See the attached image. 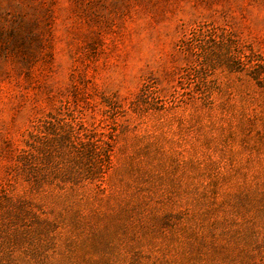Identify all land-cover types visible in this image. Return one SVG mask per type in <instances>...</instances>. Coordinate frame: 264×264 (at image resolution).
I'll return each mask as SVG.
<instances>
[{"label": "rangeland", "instance_id": "obj_1", "mask_svg": "<svg viewBox=\"0 0 264 264\" xmlns=\"http://www.w3.org/2000/svg\"><path fill=\"white\" fill-rule=\"evenodd\" d=\"M0 264H264V0H0Z\"/></svg>", "mask_w": 264, "mask_h": 264}, {"label": "trees", "instance_id": "obj_2", "mask_svg": "<svg viewBox=\"0 0 264 264\" xmlns=\"http://www.w3.org/2000/svg\"><path fill=\"white\" fill-rule=\"evenodd\" d=\"M45 123L44 128L47 129V124L51 125L52 120ZM104 135L105 134L103 133L102 138L100 135L97 138V134L93 130H89L82 124L75 126L72 123H68L64 124V130L61 137L66 146L70 145L80 152H82L85 148H88L92 151L91 153L93 155H96L105 161V159H108L109 157L108 153L110 151L111 144L109 138H105L106 136ZM37 136L38 135H35V137ZM101 165L104 164L102 163Z\"/></svg>", "mask_w": 264, "mask_h": 264}]
</instances>
